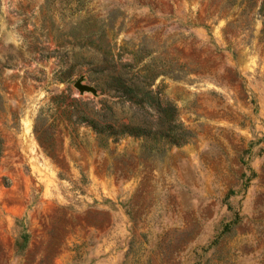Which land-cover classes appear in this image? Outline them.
I'll return each instance as SVG.
<instances>
[{"label": "rangeland", "instance_id": "obj_1", "mask_svg": "<svg viewBox=\"0 0 264 264\" xmlns=\"http://www.w3.org/2000/svg\"><path fill=\"white\" fill-rule=\"evenodd\" d=\"M261 1L0 0V264H264Z\"/></svg>", "mask_w": 264, "mask_h": 264}, {"label": "trees", "instance_id": "obj_2", "mask_svg": "<svg viewBox=\"0 0 264 264\" xmlns=\"http://www.w3.org/2000/svg\"><path fill=\"white\" fill-rule=\"evenodd\" d=\"M261 6L264 9V0L261 1ZM161 113L162 118H160L161 130H157V132L164 133L166 136H169L171 142L181 143L184 142L189 135L180 124L176 122L177 112L175 105L169 100H165L161 104ZM132 120L129 119L128 124L123 125L121 132H132L135 128H132L130 124ZM146 130V129H145ZM1 146V141H0Z\"/></svg>", "mask_w": 264, "mask_h": 264}, {"label": "water", "instance_id": "obj_3", "mask_svg": "<svg viewBox=\"0 0 264 264\" xmlns=\"http://www.w3.org/2000/svg\"><path fill=\"white\" fill-rule=\"evenodd\" d=\"M75 85L79 88H83V85H81L79 82H76Z\"/></svg>", "mask_w": 264, "mask_h": 264}]
</instances>
